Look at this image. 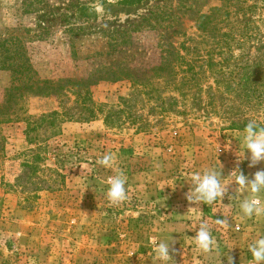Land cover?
<instances>
[{"label": "rangeland", "instance_id": "1", "mask_svg": "<svg viewBox=\"0 0 264 264\" xmlns=\"http://www.w3.org/2000/svg\"><path fill=\"white\" fill-rule=\"evenodd\" d=\"M124 1L0 0V264H162L161 241L167 264H255L264 214L241 205L264 160L243 137L264 128V0ZM206 169L223 194L190 201Z\"/></svg>", "mask_w": 264, "mask_h": 264}, {"label": "clouds", "instance_id": "2", "mask_svg": "<svg viewBox=\"0 0 264 264\" xmlns=\"http://www.w3.org/2000/svg\"><path fill=\"white\" fill-rule=\"evenodd\" d=\"M243 147L251 153L252 164L264 160V128L258 127L254 121H250L244 129ZM225 150L230 147V142L225 144ZM219 150V149H218ZM112 157L105 155L103 158L98 159L97 163L109 167L111 166ZM252 164L249 166L251 167ZM239 161H237V166ZM235 175V182L240 186L241 190L245 186L246 176L238 171L233 173ZM191 181L196 185L194 193L188 196L191 201L195 198L196 201H203L206 204H211L213 200L222 196L223 188L218 182L217 174L211 169H206L203 174L197 172L190 176ZM109 188L107 191L108 199L113 203H119L126 199L125 179L120 175L111 177L108 180ZM264 189V171H258L254 174V181L250 183V192L253 194L252 198L246 200L241 205V210L245 216L251 217L253 213L256 216L264 214V204L255 195ZM217 224H225L226 220L217 219ZM196 247L203 251L208 252L215 246L214 238L211 235V231L207 222L201 223L199 231L196 236L192 238ZM170 244L161 241L154 249L156 257L162 262L167 264L169 260H172V256L169 252ZM248 250L252 255L255 264H264V236L255 240L254 243L248 246ZM228 264H233L231 257L228 258Z\"/></svg>", "mask_w": 264, "mask_h": 264}, {"label": "trees", "instance_id": "3", "mask_svg": "<svg viewBox=\"0 0 264 264\" xmlns=\"http://www.w3.org/2000/svg\"><path fill=\"white\" fill-rule=\"evenodd\" d=\"M134 1H136V0H126L124 2L131 3V2H134ZM140 1H142V0H138V2H140ZM203 16H204V12L199 13V15L196 17L197 18V20H196L197 21V28H199L200 30L203 29V19H202ZM51 83L52 82H50L48 80L43 81V84L47 85L48 87L50 86ZM261 128H263V127H261Z\"/></svg>", "mask_w": 264, "mask_h": 264}]
</instances>
